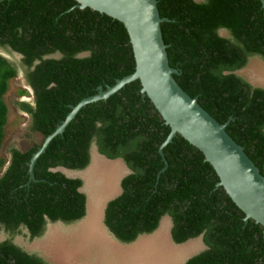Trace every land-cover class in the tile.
<instances>
[{
  "label": "trees",
  "instance_id": "obj_1",
  "mask_svg": "<svg viewBox=\"0 0 264 264\" xmlns=\"http://www.w3.org/2000/svg\"><path fill=\"white\" fill-rule=\"evenodd\" d=\"M157 7L168 20L163 23L171 68L178 72L173 78L218 123H228L226 132L262 174L264 88L239 71L264 63V0H157ZM220 30L226 34L220 36ZM0 48L6 51L0 54V150L8 114L4 96L19 73L9 54L23 57L20 64L35 93V108L18 107L32 116L33 130L44 137L72 106L135 70L123 25L79 9L75 0H0ZM140 90L139 82L132 84L108 103L85 109L37 158L28 185V162L40 144L24 153L9 148L5 170L7 159L0 158V225L12 234L24 225L31 240L42 234L45 219L75 223L83 218L82 181L49 169L86 168L92 135L100 154L121 158L131 171L103 215L118 241L131 243L150 234L168 216L174 243L201 237L205 246L185 264H264L262 227L245 222L242 211L216 187L218 177L199 150L178 135L161 148L170 128ZM0 264L49 263L3 241Z\"/></svg>",
  "mask_w": 264,
  "mask_h": 264
},
{
  "label": "water",
  "instance_id": "obj_2",
  "mask_svg": "<svg viewBox=\"0 0 264 264\" xmlns=\"http://www.w3.org/2000/svg\"><path fill=\"white\" fill-rule=\"evenodd\" d=\"M75 1L79 9L88 8L123 25L131 46L135 70L106 90L99 87L95 95L86 97L71 107L66 118L44 138L41 146L32 154L28 162L29 182L34 181L33 168L37 158L45 152L54 137L67 133L85 109L106 104L129 86L139 82L142 95L150 100L170 128L161 148L178 135L199 150L218 177L216 187H221L242 211L245 222L251 220L260 225L264 233V165L261 174L244 148L226 132L228 123H218L198 104L197 98L186 94L173 78L178 72L171 68L163 23L168 20L162 18L157 0ZM225 34V30H220V36ZM85 55L87 54H81L82 57ZM253 85L257 87L256 84ZM160 154L163 155L161 149ZM163 161L166 162L164 158ZM198 239L202 240L201 237Z\"/></svg>",
  "mask_w": 264,
  "mask_h": 264
},
{
  "label": "rangeland",
  "instance_id": "obj_3",
  "mask_svg": "<svg viewBox=\"0 0 264 264\" xmlns=\"http://www.w3.org/2000/svg\"><path fill=\"white\" fill-rule=\"evenodd\" d=\"M0 54L5 56L6 51L0 48ZM239 74L251 84L264 88V63L252 62ZM24 87L22 79L17 77L9 82L8 92L4 96L8 114L0 158L7 159L11 146L25 151L33 144L42 142V138L27 130L29 118L16 107L21 99L30 101L29 95L19 97L18 90ZM114 162L108 169L103 170L96 164L95 169L79 173L78 176L84 179L83 190L90 201L81 220L66 224L52 223L40 238L27 240L18 237L17 244L25 246L49 264H184L187 258L202 250L203 245L198 238L182 244L174 243L170 236L171 220L168 216L162 218L154 232L140 235L131 243L118 241L101 221L107 201L119 193L117 185L120 177L128 173L122 162ZM116 169L120 174L113 173ZM66 176L74 177V174L66 173ZM100 176L101 183L97 185Z\"/></svg>",
  "mask_w": 264,
  "mask_h": 264
},
{
  "label": "flooded vegetation",
  "instance_id": "obj_4",
  "mask_svg": "<svg viewBox=\"0 0 264 264\" xmlns=\"http://www.w3.org/2000/svg\"><path fill=\"white\" fill-rule=\"evenodd\" d=\"M9 57L10 58H12V60H14V61H16V64L15 65H17L18 67H19V73H18V75L16 76V78L17 77H20L21 79H22V81L24 82V90H25V92H26V94H23V95H19V97H24V95H29V98H30V101H25V100H19L18 101V103H17V108H18V110L20 111V112H22V113H24L25 115H27L28 116V118H29V120H28V125H27V130L33 135V134H35L36 136H38L39 138H42V142L40 143V146H41V144L43 143V140H44V136H42V134L41 133H39L38 131H35V130H33V121H32V116L29 114V113H27V112H25L24 110H21V108H19L18 107V104L19 103H25V104H28L30 107H32V108H35V106H36V99H35V93H34V91H33V89H32V87L27 83V81H26V79H25V73H26V67H24V66H22L23 64H20L21 63V60H22V56L20 55V54H18V53H15V54H9ZM58 58V57H60V55L59 54H57L56 56L54 55V56H48V55H46V56H44L43 57V59H50V58ZM38 62H35V65L37 64ZM15 78V79H16ZM66 128V127H65ZM65 130V129H64ZM64 132V131H63ZM91 135V134H90ZM34 146V144L31 146V147H33ZM39 146V147H40ZM12 147V146H11ZM10 147V148H11ZM16 150H18V151H20L19 149H17L15 146H13ZM30 147V148H31ZM38 147V148H39ZM29 150V148L28 149H26L25 151H20V152H22V153H24V152H27ZM46 150V149H45ZM88 153H89V165L86 167V168H84L83 170H70V169H67L66 167H63V166H54V167H52V168H50L49 170L51 171V172H55V173H60V174H62L63 176H65L66 178H69V179H80L81 181H82V185H81V187L79 188V192H81V193H83L84 195H85V197H86V212H87V209H88V202H89V206H90V201H89V197L87 196V192L85 191V190H83V185H84V179H82L80 176H78L79 175V173L80 172H82V171H89L90 169H95V167H96V164H98V165H100V167H102L103 168V170L104 169H108V168H110V166L112 165V163L111 162H114V161H117L118 163H120V162H122V164L124 165V167H126L127 168V166H126V164L124 163V161L121 159V158H118V159H109V158H107L106 156H104V155H102V154H100L99 152H98V150H97V146L95 145V140H94V137L91 135L90 136V140H89V151H88ZM10 158H11V155L8 153V157H7V162H6V164H5V166H4V170L9 166V164H10ZM114 163H116V162H114ZM128 169V168H127ZM67 171L69 172V174L70 173H73L74 174V177H67L66 176V173H67ZM113 173L116 175V174H120L118 171H117V169L116 170H114L113 171ZM131 173V171H130V169H128V173L126 174V175H122L121 177H120V180H119V182H118V185L117 186H119V193L117 194V195H114V197L112 198V199H110V200H108L107 201V203L109 202V201H111V200H113L114 198H116L117 196H119L121 193H122V189H121V180L125 177V176H127L128 174H130ZM76 174V175H75ZM28 176H29V173H28ZM101 179H102V177L100 176V177H98L97 178V181H99V182H97V185H99V183H101ZM29 184V177H28V181H27V183H26V185H28ZM114 187V186H113ZM112 189V188H111ZM113 190V189H112ZM106 203V204H107ZM105 207H106V205H105ZM104 210H105V208H104ZM103 215H104V211H103ZM103 215H102V219H101V221H102V223H103ZM169 218V217H168ZM82 219V218H81ZM80 219V220H81ZM46 220V222H45V224H44V226H43V230H42V234L39 236V237H36V238H32L31 240H35V239H38V238H40L41 236H43L44 234H45V232L48 230V228H49V226L52 224V223H56V222H59V223H64V222H62V221H56V222H50V221H48L47 219H45ZM79 221V220H78ZM66 224V223H65ZM17 230H18V233H11V232H8V231H5V229H4V226H2V225H0V242H3V241H9V243H12L13 245H15V246H17V247H19V248H21V249H23L24 251H26V252H28L29 254H33V252L32 251H28L26 248H24V247H22V246H20V245H18L17 244V240H18V237H21V238H25V239H27V240H30V233L28 232V230H27V228L24 226V225H20L18 228H17ZM197 239V238H196ZM202 241V240H201ZM203 243V242H202ZM204 246V245H203ZM200 251H202V250H200ZM199 251V252H200ZM198 252V253H199ZM198 253H196V254H198ZM196 254H194V255H196ZM193 255V256H194ZM192 257V256H191ZM190 258V257H189ZM189 258H187V259H189ZM187 259L185 260V262L187 261ZM185 262H184V264H185Z\"/></svg>",
  "mask_w": 264,
  "mask_h": 264
},
{
  "label": "bare ground",
  "instance_id": "obj_5",
  "mask_svg": "<svg viewBox=\"0 0 264 264\" xmlns=\"http://www.w3.org/2000/svg\"><path fill=\"white\" fill-rule=\"evenodd\" d=\"M90 176V175H89ZM90 185V184H89Z\"/></svg>",
  "mask_w": 264,
  "mask_h": 264
},
{
  "label": "clouds",
  "instance_id": "obj_6",
  "mask_svg": "<svg viewBox=\"0 0 264 264\" xmlns=\"http://www.w3.org/2000/svg\"><path fill=\"white\" fill-rule=\"evenodd\" d=\"M69 124V123H68Z\"/></svg>",
  "mask_w": 264,
  "mask_h": 264
}]
</instances>
